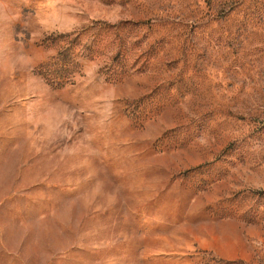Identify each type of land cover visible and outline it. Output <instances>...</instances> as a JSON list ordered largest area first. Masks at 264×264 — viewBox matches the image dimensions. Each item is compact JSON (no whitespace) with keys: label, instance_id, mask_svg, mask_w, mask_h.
<instances>
[{"label":"rangeland","instance_id":"rangeland-1","mask_svg":"<svg viewBox=\"0 0 264 264\" xmlns=\"http://www.w3.org/2000/svg\"><path fill=\"white\" fill-rule=\"evenodd\" d=\"M0 264H264V0H0Z\"/></svg>","mask_w":264,"mask_h":264},{"label":"trees","instance_id":"trees-1","mask_svg":"<svg viewBox=\"0 0 264 264\" xmlns=\"http://www.w3.org/2000/svg\"><path fill=\"white\" fill-rule=\"evenodd\" d=\"M91 27L103 30L108 34L115 29V26L102 22H93ZM81 35L82 33L75 36H73V34H60L53 37L52 42L59 46L56 55L35 69L36 75H38L46 84L56 88L73 85L74 78L76 74H79L80 70L79 63L76 60L78 54L75 51L80 42L79 39ZM100 42L101 41H97L93 44L95 45V48L91 49L92 55L95 56L98 54ZM94 56L89 58L92 59ZM117 58L118 56L116 53L113 60H116ZM111 73L109 75L112 76H107L108 78L114 79L117 75H119L118 72L112 71ZM240 218L245 220L247 223H252L253 216L250 214V209L245 211Z\"/></svg>","mask_w":264,"mask_h":264}]
</instances>
